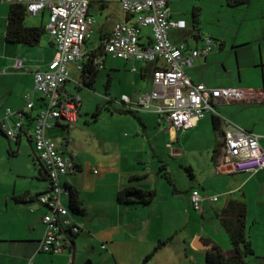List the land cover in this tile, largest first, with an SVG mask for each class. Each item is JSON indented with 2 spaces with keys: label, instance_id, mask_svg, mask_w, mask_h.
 <instances>
[{
  "label": "crops",
  "instance_id": "0c3cea01",
  "mask_svg": "<svg viewBox=\"0 0 264 264\" xmlns=\"http://www.w3.org/2000/svg\"><path fill=\"white\" fill-rule=\"evenodd\" d=\"M222 1L219 0L217 8L211 7L217 22L220 21ZM166 2L172 19L186 23L185 30L169 32L174 44H183L185 49L190 50L200 48L204 37L209 36L214 41L213 52L205 58L196 59L192 68L186 69L191 80L210 89H241L253 91L258 96L253 101L221 102L216 108L233 125L256 135L264 150V29L259 31L254 28L249 33L238 22L239 28L230 42L225 33L207 30L206 36L200 30L202 19L197 14V11L203 12L206 5L194 0ZM226 3L229 7L228 0ZM252 6L253 0L241 7L250 10ZM95 8L100 13L109 10V15L98 29V39L93 37L85 44L89 54L97 53L117 23L130 19L122 12L119 0L93 2L89 11L91 16ZM193 14L197 16L195 19ZM48 16V11H44L32 17L29 27L45 28ZM189 20H192V25ZM6 25L7 19L5 30L0 34V118L8 109L21 111L25 107L26 94L33 95L35 109L31 115L36 116L44 108V102L40 94L34 92V73L46 69L56 57V50L47 32L32 47L7 43ZM241 35L244 36L241 38ZM151 41L150 29H143L141 45L149 46ZM228 44L232 46L231 50ZM109 57L103 53L99 58L92 56L94 76L91 87L84 85L91 74L78 70L76 64L69 65L70 80L63 92L81 96L80 117L69 128L59 122L47 132L63 154L76 156L77 170L63 182L68 188L78 189L85 212L72 217L82 231L73 237L71 251L59 255L39 252V244L45 234L42 218L47 209L39 205L36 198L49 192L48 178L34 153L29 132L22 134L17 143L0 135V264H85L88 261L91 264H205L203 241L216 244L226 254L233 253L221 219L227 204L241 197L246 202L247 235L254 253L247 258L246 264H264V171L252 175L217 172L214 152L222 136L215 131L211 115H207L193 129L175 132L165 118L153 112L126 110L120 99L114 101L111 95L113 77L121 71L115 62L120 59L111 57L109 62ZM14 58L25 60L24 70L12 69ZM101 59L103 67L99 68L97 63ZM124 62L134 65L130 70L132 81L129 88L125 84L122 88L124 93L120 95L136 99L140 93L150 92L152 74L162 64ZM137 63L139 67L135 65ZM107 65L106 91L102 94L95 89V85ZM83 92H94L106 102L105 124L100 125L102 110L92 126L88 119L81 117L85 104L81 95ZM86 112L91 111L87 109ZM126 129L130 133L122 134L121 131ZM169 144L176 148L173 156ZM174 144L180 146L174 147ZM167 153L190 167L192 177H189L190 182L184 190L177 189L171 176V194L161 197V192L148 187V182L152 173L159 175V165L165 162ZM133 177L141 179L138 178L135 183ZM127 186L143 192L152 191L155 195L147 197L151 199L148 205L126 206L118 201V193ZM192 192L206 198L199 211L194 210L190 203ZM213 197L218 199L210 201ZM63 201L67 206L69 200ZM190 223L191 226L199 224V228L190 231ZM168 238L171 242L151 255L158 243ZM103 246L105 249H102Z\"/></svg>",
  "mask_w": 264,
  "mask_h": 264
},
{
  "label": "built area",
  "instance_id": "2783aa9c",
  "mask_svg": "<svg viewBox=\"0 0 264 264\" xmlns=\"http://www.w3.org/2000/svg\"><path fill=\"white\" fill-rule=\"evenodd\" d=\"M122 12L129 21L117 23L109 36L102 42V53L126 62L155 64L150 92L140 93L136 99L123 95L120 104L131 112H153L165 118L168 126L175 132L195 128L208 114L220 117L216 111L219 103L257 100L253 91L234 88L210 89L204 84L194 83L186 69L193 62L211 54L215 45L205 39L197 49H185L183 44H174L169 37L171 30H185L183 20L171 17L166 0H119ZM3 4H20L29 16L35 17L48 11L47 34L56 50V57L45 70L34 73V92L40 94L44 108L35 121L32 138L35 153L48 173L50 190L40 195L36 202L47 209L42 218L45 234L39 244V252L59 255L73 248V237L81 231L64 199L69 200L70 190L63 179L73 175L77 166L75 155L63 154L59 146L46 136V131L59 122L77 121L81 97L63 92L70 80L69 65L76 64L83 71L90 54L85 44L93 38L94 19L90 15L93 2L109 3L110 0H1ZM149 28L151 43L141 45L142 30ZM101 47V46H100ZM103 67L102 59L98 61ZM12 69L22 71L25 60L12 59ZM25 107L21 111L6 110L0 118V129L6 137L14 141L22 130L24 114L35 107L32 94L24 96ZM15 118L16 121L10 123ZM221 147L218 151L215 168L220 173L256 174L264 171V150L259 138L221 118ZM168 147L172 149L169 144ZM203 198L192 192L190 203L194 210H201ZM209 200V198H207ZM213 197L210 201H216ZM105 249V246L102 247ZM29 264H33L30 262Z\"/></svg>",
  "mask_w": 264,
  "mask_h": 264
},
{
  "label": "trees",
  "instance_id": "16d2710c",
  "mask_svg": "<svg viewBox=\"0 0 264 264\" xmlns=\"http://www.w3.org/2000/svg\"><path fill=\"white\" fill-rule=\"evenodd\" d=\"M0 3L1 0H0ZM251 3V0H228V4L230 7H241L244 5H249ZM8 15H7V25H6V32H5V40L7 43L10 44H23L26 46H35L37 45L42 36L46 34V30L44 27H27L25 26V20L27 16H29L26 12V8L21 6L20 4H8ZM149 29V28H147ZM151 32V31H150ZM103 45L101 44V47H99L97 53H100L98 56L95 54V52L90 53V58L86 65H84L83 72H87L91 74V78H88V83H85V87H91L93 82V76L94 72L92 70L93 67V59L92 56L95 58H99L101 56ZM144 47V46H143ZM147 47V46H146ZM104 54V53H103ZM92 55V56H91ZM108 56V55H107ZM78 95V94H77ZM80 96V95H79ZM81 97V96H80ZM44 106V105H43ZM82 108V98H81V107ZM35 109V107L30 111L24 114V122L22 130L18 133L16 136V139L14 141L9 140L6 135L2 132L0 129V135L4 137L6 140L17 143L18 140L21 138L22 134H28L30 133V138L33 143V149H34V141L32 138V132L33 128L35 126V121L37 117L39 116V113L42 109L39 110L36 116L31 115V112ZM107 109L102 103L98 105L96 108L95 113L93 114L94 120L98 117L99 111ZM108 110V109H107ZM80 111L77 118V121L80 117ZM217 113L219 114L217 108ZM211 115V114H208ZM213 117V127L215 131L220 132V136H223V130L221 128V118H223L220 114V117H215L213 114L211 115ZM16 121L15 118H12L10 120V123H13ZM67 123L63 122V124L69 128L70 126L77 123ZM57 126V125H56ZM55 126V127H56ZM55 127L51 128L54 129ZM50 129V130H51ZM32 130V131H31ZM46 131V136H48ZM51 139V138H50ZM53 141V140H52ZM221 147V139L217 144V149L214 152L216 154L215 158H217L218 151ZM35 151V150H34ZM35 153V152H34ZM216 162V159H215ZM43 167V165H42ZM44 168V167H43ZM45 170V169H44ZM160 173H163V176L165 179L171 184V176L165 171L164 166L162 165L159 169ZM185 171L188 174L189 177H192V170L190 167H185ZM45 174L48 178V173L45 170ZM139 177H133L132 180L136 183L138 182L137 179ZM141 179V178H139ZM143 179V178H142ZM49 181V180H48ZM140 181V180H139ZM70 190V196H69V209L72 211L73 214L76 215H83L84 214V208H83V200L81 198V195L76 188H69ZM135 192H138L141 196L140 200H133L132 198H129L128 195H131ZM151 195L154 196L155 192H143L141 190H137L132 186H127L123 190H121L118 193V201L126 206H136V205H148L151 201V199H148L147 197ZM40 196V195H39ZM38 196V197H39ZM37 197V198H38ZM36 198V199H37ZM246 215H247V207L246 202L243 200V197L241 199H235L231 200L226 208L223 211L222 215V225L223 228L229 238L233 253H224L222 249L217 246L214 243L211 242H204L205 247V264H246V260L248 257L254 256L250 240L247 235V228H246ZM76 223V222H75ZM82 231V228H81ZM80 231V232H81ZM171 242L170 238L164 240L163 242H159L157 247L154 249L151 255L155 254L158 250H160L165 243ZM150 255V256H151ZM85 264H91V262H87Z\"/></svg>",
  "mask_w": 264,
  "mask_h": 264
},
{
  "label": "rangeland",
  "instance_id": "374dc122",
  "mask_svg": "<svg viewBox=\"0 0 264 264\" xmlns=\"http://www.w3.org/2000/svg\"><path fill=\"white\" fill-rule=\"evenodd\" d=\"M194 1H197L202 5H206L205 10L203 12L197 11V14H200V18L202 19V22L199 23L200 30L202 29V33H204L206 36L208 35L205 32L207 30L215 31L216 33H222V34L225 33V35L228 38V41L230 42L235 37L236 31L239 28L238 22H240L243 25V29L246 28L244 30L248 31L249 33L254 28H258L259 31L264 29V0H253V6L250 10L248 9V7H239V6L238 7H230V6L228 7L226 0H223L222 1L223 8L221 9L219 22H217L218 20L214 18L215 16L213 15V13L211 11L212 6L214 8L218 7L219 0H194ZM210 1H212L213 4H215V5H213ZM8 8H9V5L0 3V34H2L3 31L5 30V22H6L7 15H8ZM92 13H93L92 18L94 19V22H95L94 27H93V37H94V39H98L97 38V35H99L98 29L100 28L103 21H105V18L109 15V10H105L103 13H100L95 8L92 10ZM259 14H261V16ZM191 17H192V15H191ZM193 17L195 19L197 17L196 14H193ZM32 21H33L32 16H27L24 24L29 27V25L31 24ZM189 23H190V25H192V20H189ZM246 31H244L243 34H245ZM258 35H260V32L258 33ZM243 36L244 35H241L240 37L242 38ZM253 37L254 36H252V38ZM205 39H210L212 42H214L212 38H209V36L204 37L203 41ZM89 45H92V44H89ZM229 45L230 44H228V46ZM231 47L232 46H229V50H231ZM228 54L229 53H227V55ZM108 60H109V62H111L112 61L111 57H109ZM234 63L237 64L235 60H234ZM115 65L120 67L119 70H121V71L119 72V74L115 73L116 76L113 77L112 85L114 84V86H113V90L111 92V95H112L114 101H118L120 99V96H121L120 94L124 93L123 89H122V88H124V85L126 84V87L129 88V83H131V81H132V78L130 76V70L132 68V65H134V64H126L124 61L117 60L115 62ZM135 65L137 67H139L138 63ZM108 68H109V66L107 65L106 70H103L99 74V78H98L96 85H95V89L97 91L101 92L102 94L105 93V91H106L105 73H106ZM250 72L251 71H248V73H250ZM244 74L247 75V73H244ZM257 93L263 94L261 92H257ZM81 95H82V97L84 96V103H85L84 104V110H83L84 113L82 114L81 117L84 119H88L91 126H92V124L95 123L93 114L96 111V108L98 107V105H100L102 103L106 108H108V105L106 104V102L104 100L95 96L94 92L93 93H87V92L84 93L83 92ZM87 109L90 110L91 112H86ZM106 111H107V109H103L102 112L99 114V116L101 115V117L103 118V120L100 122V125L105 124V116L107 115ZM121 132H122V134L125 132L130 133V132H128L127 129L122 130ZM181 141H186V140L181 139ZM178 146H180V145L174 144V147H178ZM120 149H123V147H120ZM174 149H176V148H172V150H171L172 152L170 151L172 156H173V154H175V153H173V152H175ZM127 152H128V150L125 152L124 155H126ZM161 152H162L161 154H163V148L161 149ZM162 165L164 166L165 171L170 176H172L174 178L175 185H176L177 189H184L185 190L187 183L190 182L189 176L185 171V167L187 165L182 164V162L176 158L168 156V153H167V157H166L165 162H162L159 165V169ZM182 165H184V166H182ZM149 172H150V170H149ZM158 173H159V175L156 174L155 172L151 174V176L149 178V182H148V187L150 186V188H152V189L153 188L158 189V191L161 192V194H160L161 197L171 194V192H170V190L172 189L171 184L165 179V177L163 176V173L161 174L160 171ZM160 184H161V186H159ZM66 207L69 210V213L71 214V216L73 218L78 216L76 214H73L72 211H70L69 202H68V205ZM191 224L192 223H190V227H191L190 231L193 229L197 230L199 228V224H193L192 226H191ZM229 243H230V241H229ZM50 255H52V254H50Z\"/></svg>",
  "mask_w": 264,
  "mask_h": 264
},
{
  "label": "water",
  "instance_id": "95a60500",
  "mask_svg": "<svg viewBox=\"0 0 264 264\" xmlns=\"http://www.w3.org/2000/svg\"><path fill=\"white\" fill-rule=\"evenodd\" d=\"M128 197L132 198L134 200H140V198H141V196H140V194L138 192H135V193H133L131 195H128Z\"/></svg>",
  "mask_w": 264,
  "mask_h": 264
}]
</instances>
